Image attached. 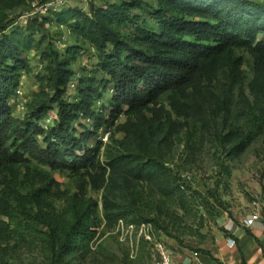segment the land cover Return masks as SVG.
Here are the masks:
<instances>
[{
  "label": "trees",
  "instance_id": "1",
  "mask_svg": "<svg viewBox=\"0 0 264 264\" xmlns=\"http://www.w3.org/2000/svg\"><path fill=\"white\" fill-rule=\"evenodd\" d=\"M51 1L0 0V264H72L91 252L102 222L99 203L74 194L58 208L45 169L89 178L94 192L103 191L108 225L133 215L118 198L124 182L168 181L167 145L181 127L171 112L124 127V138L112 139V147L98 138L104 126L122 115L135 117L164 96L178 112L174 102L210 79L217 66L240 69L243 58L237 50L251 53L256 76L264 78V7L252 0H123L108 6L91 1L89 12L63 9L35 17L28 32L6 33L15 21L9 20V10ZM37 26L66 28L73 44L63 54L54 45L61 35L50 34L53 42L42 53L46 66L39 91L26 104L25 115L16 117L12 99L29 70L26 54L36 48ZM129 26L135 28L132 35L121 31ZM87 44L97 63L92 70L83 69L74 98L68 100L76 78L72 62ZM108 90L107 120L106 108L98 110L97 103ZM249 121L254 129L256 122ZM23 248L37 250L42 260L17 259L15 252Z\"/></svg>",
  "mask_w": 264,
  "mask_h": 264
},
{
  "label": "rangeland",
  "instance_id": "2",
  "mask_svg": "<svg viewBox=\"0 0 264 264\" xmlns=\"http://www.w3.org/2000/svg\"><path fill=\"white\" fill-rule=\"evenodd\" d=\"M91 1L97 6L123 2L60 0L54 8L56 10L45 13H42L40 3H27L23 9L8 11L9 20L15 21L6 33L18 29L27 31L35 17H51L63 9L80 8L89 12ZM252 1L264 7V0ZM22 10L25 12L21 13ZM121 31L132 35L135 28L123 27ZM50 34L61 35L59 39L64 44L58 48V39L54 45L63 54L73 44L66 28L51 26L46 31L36 27V48L26 54L29 70L23 74L21 85L12 99L16 117H23L26 113L17 105L28 103L39 91V76L45 74L46 66L42 53L53 42ZM43 38L44 44L38 46ZM237 56L243 58L239 70L232 72L223 64L217 66L210 79L205 78L202 85L188 89L178 102H174L178 112L172 105L173 100L164 96L157 105L130 119L122 115L113 125H106L100 131L98 138L102 133H108V141L103 144L112 147L116 146L112 139L124 138V127L134 123L147 124L156 113L163 117L167 111L171 112L173 120L181 124L167 145L168 181L123 183L118 198L133 212L127 219L106 224L102 209L103 191L94 192L89 178L83 180L69 172L44 170L53 180L58 208H62L67 196L83 193L100 206L98 214L102 222L91 244V252L84 260L72 264H155L159 258V246L179 262L196 254L202 259V250L213 249L221 237H230L227 227L243 228V221L254 204L264 203V78L256 76L253 56L248 50H237ZM96 63L95 53L87 44L78 53V59L72 62L76 78L70 84L68 100L74 98L77 80L86 73L83 69L92 70ZM111 98L108 90L100 100L101 104L97 103L98 110L101 111L103 106L106 108L107 120ZM250 119L256 122L254 129L247 125ZM48 124L49 121L43 126ZM86 126L92 128L93 124L87 122ZM79 130L83 131V128ZM102 162H105L103 158ZM15 255L25 262L42 260L37 250L29 248L17 250Z\"/></svg>",
  "mask_w": 264,
  "mask_h": 264
},
{
  "label": "crops",
  "instance_id": "3",
  "mask_svg": "<svg viewBox=\"0 0 264 264\" xmlns=\"http://www.w3.org/2000/svg\"><path fill=\"white\" fill-rule=\"evenodd\" d=\"M229 235L236 239V245L230 246L232 237H221L213 249L204 250L202 259L195 256H186L176 264H264V224L257 223L253 229L240 228L236 225L226 228ZM250 232L252 234L249 235ZM259 242H258V241ZM189 260V263L187 261Z\"/></svg>",
  "mask_w": 264,
  "mask_h": 264
},
{
  "label": "built area",
  "instance_id": "4",
  "mask_svg": "<svg viewBox=\"0 0 264 264\" xmlns=\"http://www.w3.org/2000/svg\"><path fill=\"white\" fill-rule=\"evenodd\" d=\"M59 1L60 0H52L51 2L42 5L41 6V9L43 10L42 13H45V12H48V11L54 9L58 5ZM35 7H37V6L35 5ZM54 10H56V9H54ZM62 44H64V42L59 39L57 42V47L59 45H62ZM26 103L27 102L25 101L22 104L17 105V108L20 111H25L26 110ZM108 137H109L108 133L104 132L101 134L99 139L102 142H107ZM257 223H263L264 224V203L262 205L258 204V203L254 204L253 210L249 213L248 217L243 221V226L247 229H253ZM235 245H236L235 241L230 240V246L234 247ZM158 251H159L158 252L159 258L155 262V264H176V259L165 248H163L162 246H159ZM195 257L197 258L198 255L196 254Z\"/></svg>",
  "mask_w": 264,
  "mask_h": 264
},
{
  "label": "water",
  "instance_id": "5",
  "mask_svg": "<svg viewBox=\"0 0 264 264\" xmlns=\"http://www.w3.org/2000/svg\"><path fill=\"white\" fill-rule=\"evenodd\" d=\"M187 263H189V260L187 261Z\"/></svg>",
  "mask_w": 264,
  "mask_h": 264
}]
</instances>
